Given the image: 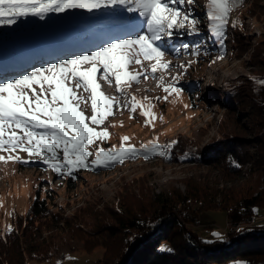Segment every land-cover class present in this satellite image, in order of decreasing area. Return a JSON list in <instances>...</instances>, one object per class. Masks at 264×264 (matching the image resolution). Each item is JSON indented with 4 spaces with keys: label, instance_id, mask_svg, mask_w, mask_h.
Wrapping results in <instances>:
<instances>
[{
    "label": "rangeland",
    "instance_id": "rangeland-1",
    "mask_svg": "<svg viewBox=\"0 0 264 264\" xmlns=\"http://www.w3.org/2000/svg\"><path fill=\"white\" fill-rule=\"evenodd\" d=\"M207 2L208 0H194L192 5L187 3L177 5L183 12H190L192 17L199 21L198 34H189L186 29H180L174 31L171 39L164 37L158 42L166 53L163 61L169 62L166 70L152 74L151 65L155 63L154 60H142L143 69L140 65L132 64L128 67L129 72L147 69L148 78L141 76L139 82H133L131 87L122 83V92H117L114 78L112 84H109L107 80L101 78L102 70L96 73L99 91L106 97L117 98L119 103L114 104V115L109 116L103 124L97 126L92 125L89 120L85 121L97 131L107 128L110 135L106 140H95L88 146L87 150L92 153L87 161L89 168H80L73 187H68L66 179L60 175L55 176L46 164L20 166L21 161L31 162L38 158L43 161L45 158L43 156L29 157L27 152L19 150L0 152V155L5 157L9 155L21 157L20 161H0V230L12 228L14 213H25L38 191L43 197L47 191H54L55 196L50 206L52 213H58L61 217L75 213L77 215L74 225L71 222V225H63L61 222L57 229L52 227L43 230V236L54 242L55 246L52 248V255L40 259V264H94L97 258L103 257V242H113L115 235L117 239L121 236L118 229L114 231L115 235H110L107 231H98L101 225L98 211L110 205L117 206L124 200L125 202L131 200L135 192L146 193L149 197L171 191L172 188L185 192L187 189L185 180L189 177L195 180L202 178L204 180L208 177L213 182L217 179L225 184V178L221 177L216 166L195 161H168L159 154L149 155L148 159L138 155L109 167L91 165L99 148H118L124 136L129 137L124 142L125 147L134 146L139 149L154 138L162 145L166 138L181 134L184 137V144L193 142L201 152L207 153L209 145L222 132L229 133L238 129L239 134H248L239 125V115L244 111L246 114L252 112L251 100L247 101L246 97L244 95L241 97L239 93L231 100L221 98L235 81L243 82L251 77V74L264 70V0H248L242 7L233 9L229 17L230 23L226 27L223 46L208 28ZM78 12V9L61 13L49 12L44 14L43 18L28 15L15 18L13 24H0V58L5 57L4 60L24 58L18 63L20 64L32 58V55L24 54L34 48L48 49L57 39L59 42L64 40L62 43L65 44L61 45L74 46V42H66L82 38V41L75 42L77 45L75 50L65 51L60 55L74 59L77 56L91 54L92 50L99 51L100 43L96 48L90 49H81L80 46L84 47L85 41L95 40L102 33L104 35L101 45L107 46L109 42H113L110 39H130L135 36L132 34L137 32L138 35L140 28L143 27L144 18L138 12H129L125 5H110L91 12L86 9ZM232 22H236L235 26ZM135 25L141 27H136L137 31H132ZM56 30H60L59 35L54 34ZM205 33L212 35L210 37L212 41L206 42L208 47L199 48L201 46L199 42L206 36ZM26 36L37 38L30 39ZM184 45H188L187 50L184 49ZM58 46L52 47L51 51L55 47L60 48ZM194 49H198V54H194ZM49 60L52 59H41L40 62L28 60V66L24 70L37 65L46 68L57 63L47 65L49 62L46 61ZM5 66L7 67L8 63L0 61V69ZM86 67L90 65H82L81 70ZM22 71L4 74L0 78L2 80L0 83L20 78ZM186 83L191 85L188 90ZM66 84L76 92L77 97H82L86 101L79 102L78 110H82L85 117H91V93L84 91L83 88L76 89L74 81H68ZM169 85H175L181 92L178 94L165 92L164 88ZM133 96L146 107L151 106L150 110L155 114V120L145 124L146 118L141 115L139 106L135 113L130 111ZM165 96L167 100L164 99ZM46 98L51 101L50 93ZM61 103L58 102L57 106H61ZM73 103L76 104L77 101L74 100ZM125 104L128 107H123ZM16 131L19 133V130ZM60 157L62 159V156ZM215 200L219 202L220 197ZM199 221V225H187L198 229L206 239L217 237L214 235L217 233L220 237H226L227 233L233 230L227 212L219 208L200 210ZM227 264L245 263L238 260Z\"/></svg>",
    "mask_w": 264,
    "mask_h": 264
},
{
    "label": "trees",
    "instance_id": "trees-1",
    "mask_svg": "<svg viewBox=\"0 0 264 264\" xmlns=\"http://www.w3.org/2000/svg\"><path fill=\"white\" fill-rule=\"evenodd\" d=\"M247 1L242 0L238 7ZM205 35L203 40L198 39L199 48L208 47L206 42L212 41V35ZM251 75L243 82L235 81L221 98L231 100L239 93L251 100L252 112L239 115V125L247 135L239 134L238 129L222 132L209 145L207 153L193 142L184 144L181 134L166 138L162 144L175 141L171 149H162L166 153L162 158L216 166L225 184L208 177L204 180L189 177L185 180V192L172 188L154 197L135 192L131 200L100 209L98 231L112 235L118 229L121 236L117 239L114 234L113 242H103V257L94 264H227L238 260L264 264V84L256 82L264 81V70ZM190 87L186 83V89ZM61 153L58 155L62 156ZM44 164L38 158L21 161L20 166ZM80 171L60 177L71 188ZM54 196L51 190L44 197L38 191L25 213H14L11 231L0 230V264H40V259L52 255L55 243L43 236V230L57 229L61 222L74 225L77 218L76 213L65 217L52 213ZM217 197L219 202L215 200ZM209 208L227 212L233 230L226 237L206 239L198 229L187 225H199L200 210Z\"/></svg>",
    "mask_w": 264,
    "mask_h": 264
},
{
    "label": "snow or ice",
    "instance_id": "snow-or-ice-1",
    "mask_svg": "<svg viewBox=\"0 0 264 264\" xmlns=\"http://www.w3.org/2000/svg\"><path fill=\"white\" fill-rule=\"evenodd\" d=\"M185 3L192 5L194 0H0V24H13L15 18L28 15L43 18L49 12L61 13L68 9H86L91 12L110 5H125L129 12H138L144 18L147 28L143 34L109 42L90 55L77 56L50 64L46 68H36L18 79L0 83V152L19 150L27 152L29 157L43 156V163L59 175L71 176L75 170L89 168L87 161L92 153L87 150L88 146L95 140H106L110 134L107 128L97 131L85 121L89 120L92 125L97 126L103 124L109 116L114 115V104L119 103L117 98L106 97L99 91L96 73L102 70L101 78L109 84H112L114 78L117 92H122V83L131 87L133 82H139L141 76L148 78L147 69L133 73L128 71L130 65L137 64L143 69L142 60H154L155 63L151 65L152 74L166 70L169 62L163 61L166 53L158 42L164 37L171 39L175 30L186 29L189 34H198L199 21L190 12H183L177 7ZM240 3L242 0L207 2L208 28L221 46L226 38L230 13ZM235 23L232 22L233 26ZM183 47L187 50L188 45ZM193 52L198 54V49ZM82 65L90 67L81 70ZM68 81H74L76 89L83 88L91 93V117H85L83 111L78 110L79 102L86 101L77 97L76 92L67 86ZM256 82L264 84V81ZM164 91L178 94L181 89L169 85ZM49 93L51 101L46 98ZM164 99L167 100V96ZM74 100L77 101L76 104L73 103ZM132 101L130 111L135 113L139 106L141 115L146 118L145 124L156 119L150 110L151 106L146 107L135 96ZM58 102H62L61 106H57ZM128 139L127 136L122 137L118 148H99L91 165L109 167L138 155H143L144 159L154 154L164 156L166 153L161 149H171L175 143L173 141L160 145L156 142L157 138H154L137 149L134 146H124ZM58 152H62V159ZM20 160L19 155H0L2 162ZM214 235L221 238L218 233Z\"/></svg>",
    "mask_w": 264,
    "mask_h": 264
},
{
    "label": "bare ground",
    "instance_id": "bare-ground-1",
    "mask_svg": "<svg viewBox=\"0 0 264 264\" xmlns=\"http://www.w3.org/2000/svg\"><path fill=\"white\" fill-rule=\"evenodd\" d=\"M79 41H82V38L79 40ZM62 44H65V43H62ZM74 44V46H71L70 44H66V45H59L58 47H60V48H53L52 49V52L54 53V57L55 56H57V54H56V51H58V50H60V51H64V50H66L67 48H72L73 50H75V48L77 47V45L75 44V43H73ZM83 46H80V48H82ZM55 60V59H54ZM66 60V59H65ZM56 61V60H55ZM62 61H64V60H59V61H56L57 63H59V62H62ZM29 63V61H23V62H21L20 64H17L15 67H17V68H20V67H22V68H26Z\"/></svg>",
    "mask_w": 264,
    "mask_h": 264
}]
</instances>
